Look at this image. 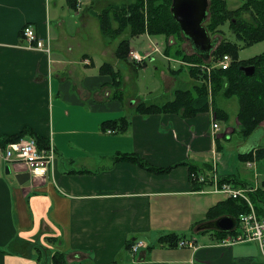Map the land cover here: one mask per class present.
Masks as SVG:
<instances>
[{"label":"crops","instance_id":"crops-1","mask_svg":"<svg viewBox=\"0 0 264 264\" xmlns=\"http://www.w3.org/2000/svg\"><path fill=\"white\" fill-rule=\"evenodd\" d=\"M133 1L0 0V139L30 129L45 144L53 143L57 155L46 178L31 176L22 186L12 179L22 173L20 167L4 162L0 152V264H52L55 251L66 255L67 264H264L259 244L219 246L214 233L198 229L212 204L228 198L213 192L210 178L258 186L256 173L246 181L210 162L219 157L220 139L239 132L238 117L237 125L225 130L218 121L214 134L212 110L188 118L137 112L139 103L163 105L175 99L177 89L188 88L173 76L182 61L162 55L166 48L160 37L132 38L129 30L115 39L102 34L98 14L109 7L125 9ZM26 25L50 38L49 56L28 48L21 31ZM125 38L132 39L131 51L149 55L142 64L117 57ZM149 59L160 65L155 68L163 79L159 90L172 94H158L159 102L148 101L139 89L126 93L140 86ZM103 64L119 73L121 86L109 71L101 74ZM193 81L190 88L197 84ZM118 88L121 96L114 92ZM216 101L228 114V101L221 96ZM122 118L130 123L127 132L103 131L104 122ZM244 146L238 156L259 147ZM128 153L152 167L183 165L155 174L118 159ZM255 161L244 165L251 170ZM190 167L208 181L195 185ZM190 230L195 234L184 233ZM167 235L178 236L177 245L159 242ZM138 240L145 246L135 254L130 245ZM181 240L195 241L196 250L179 247Z\"/></svg>","mask_w":264,"mask_h":264},{"label":"trees","instance_id":"trees-1","mask_svg":"<svg viewBox=\"0 0 264 264\" xmlns=\"http://www.w3.org/2000/svg\"><path fill=\"white\" fill-rule=\"evenodd\" d=\"M173 0H134L130 6L125 9L106 8L99 13L100 28L102 34L107 38L115 39L123 35L127 30L130 31V37L135 38L142 34H147L151 37H162L166 39L167 46L165 54L169 57L178 56L182 65L180 70L185 68L184 63L193 64L188 67L189 76L196 79L197 84L190 89H177L175 99L163 105L139 103L137 112L143 115L161 114V113H176L185 118L196 116V114L208 112L213 109L217 119L226 122L230 119L229 114L224 111L217 103L219 96L232 99L237 98L239 103L237 127L243 139L250 138L259 128L260 124L264 123V53L257 55L247 60H240L241 48L237 43L227 41L228 38L219 40L215 35H225L224 27L228 25L230 34L237 41L243 43V47L253 46L264 41V0H240L238 8L231 9L228 0H210L209 19L205 22V26L210 33V36L218 38L219 43L214 48L211 58L204 60L196 52L188 53L183 50L181 44L178 43V48L172 53V43L174 39H182L183 33L180 25L175 21L171 11ZM114 24H117L116 28ZM131 38L122 39L119 43L116 55L119 59H128L132 49ZM169 41V42H168ZM173 44V45H172ZM231 57V65L228 69H223L216 66L217 61L224 56ZM203 65L211 66L212 70L209 74L201 67ZM254 66L255 72L252 76H247L241 70L242 67ZM101 74L104 75L109 71V74L114 75L116 87L121 86L118 82L119 73H115L111 64H103ZM115 93L122 92L119 88ZM129 121L122 118L117 121H106L102 124L104 132L110 130L114 133H125L129 129ZM25 137H33L38 141L40 147L45 146V143L34 135L30 129H24L21 133L3 137L0 139L1 148H5L9 143L16 142ZM256 153V154H255ZM239 158L244 162H251L255 159L264 158V147L255 148L249 153L240 154ZM133 161L144 169L155 174H168L183 163H178L165 168L152 167L148 162L138 157L133 153L124 154L121 158ZM186 164V163H184ZM191 168V167H190ZM193 174L199 173L190 170V177L193 179ZM206 178H209L204 174ZM235 183L233 179L222 178L220 183ZM197 186L201 185L198 181L193 180ZM199 184V185H198ZM253 204L259 216H264V205L259 206V202L264 203V191H258L252 196ZM250 211L249 206L240 199L227 198L224 201L218 202L209 209L206 215V220H214L221 216H233L239 220V217ZM202 232H211L204 230ZM220 239L225 238L230 233H222L213 231ZM177 237L175 235H167L160 238V243H171L177 245ZM52 239V238H48ZM132 245H130V248ZM129 248V249H130ZM52 264H67L66 255L60 251H55L51 255ZM73 264H88V263H73Z\"/></svg>","mask_w":264,"mask_h":264},{"label":"built area","instance_id":"built-area-1","mask_svg":"<svg viewBox=\"0 0 264 264\" xmlns=\"http://www.w3.org/2000/svg\"><path fill=\"white\" fill-rule=\"evenodd\" d=\"M32 25H26L21 31L23 37L28 42V48L30 50H36L42 52L46 56H49L52 51L50 38L44 39L39 36L34 30ZM158 50V48H157ZM156 50V51H157ZM135 63L142 64L149 55H141L137 51H131L129 56ZM231 57L226 55L220 59L216 66L223 69H228L231 65ZM206 72L211 73V66H207ZM213 119V133L216 134L220 130L219 123L216 114L211 113ZM111 133V131H108ZM0 152L5 159L4 162H8L16 169L20 167V172H28L30 176L35 178H46L50 169H54L56 166V150L53 143H49L40 147L38 141L33 137H25L19 141L9 143L5 148H0ZM251 166V163L247 164ZM193 180L200 183L207 182V178L204 174H193ZM192 180V181H193ZM213 184L214 193H222L228 196V198L243 200L250 208V211L239 217L237 226L234 232L227 235L225 238L220 239L217 242L219 246H234L246 242H255L260 245L264 250V216H259L255 205L252 202L251 194L255 193L258 186H235L231 183H220L217 177L210 178ZM195 241L193 240H181L178 244L179 247H191L196 250ZM145 246L143 241H136L131 249L137 254L138 251Z\"/></svg>","mask_w":264,"mask_h":264},{"label":"rangeland","instance_id":"rangeland-1","mask_svg":"<svg viewBox=\"0 0 264 264\" xmlns=\"http://www.w3.org/2000/svg\"><path fill=\"white\" fill-rule=\"evenodd\" d=\"M228 3H229L230 8L234 9V8H238V6L240 5V0H228ZM224 30H225V35L224 36L223 35H220V36L215 35V36L218 37L219 40H222L223 38H228L227 41H232L234 43H237L239 45V47L241 48L240 53H239L240 60H247V59L253 58V57L257 56V55H260V54L264 53V41L259 42V43L255 44L253 46L243 47V43L241 41H237L235 39V37L230 34V30L228 28V25L226 27H224ZM215 36H213V38ZM158 39L165 45V48H166V46H167L166 39H164L162 37L158 38ZM145 41L149 42L148 40H145ZM175 42H176L177 45H178V43L181 44V46L183 48H186V50H188L189 53H193L194 52L192 50L193 48H192V45H191L190 41H188L185 37H183L182 39H174L173 38L172 43L175 44ZM176 44H175V46H172V50H171L172 53H174V51L178 48V46ZM152 46L154 47L153 44H152ZM138 49L140 51H143L142 48H138ZM155 50H156V48L154 47V51ZM161 53H162V55L167 56L165 53H163V51H161ZM167 57H169V56H167ZM173 57H174V59L178 58V56H175V54H174ZM182 62H180V64ZM148 63L149 64H147L146 70L143 71L145 76L142 78L140 86H137V88H136V86H135V88L133 86L129 87L130 90L128 92H126V93L127 94H131L132 93L133 95H135L137 93V90L139 89V91H141L144 95L147 96L148 101L149 100H152V101L154 100L156 102H159L161 99H157L156 100L155 97L158 94H161V93L162 94L165 93L166 98H169L172 95L171 93H169L168 91L167 92L160 91V90H162L163 79L158 77L159 75L157 74V71L155 69L156 67H160V65L151 63L150 59H149ZM180 66L181 65H179V67ZM184 66H186V67L183 68L180 71H178L180 68L177 69V70L173 69L174 71H176V74L173 75V76L180 77L181 78L180 81H183L181 83V86L189 89L193 85V83H194L193 80L194 79L191 76L188 75L189 71H187V68L188 67H192L193 64L187 63V65H184ZM176 68H177V66H176ZM177 82H179V80H177ZM181 86L179 85V87H181ZM157 90H159V91H157ZM221 97L225 98L223 96H221ZM225 99L228 101L227 106L225 108L228 111V114L230 116V120L228 122H222L223 123L222 127L224 128V130L226 129L227 126L234 127V126L237 125L236 124V118H237V112L239 111V103L237 101V98H232V99H229V100L227 98H225ZM212 111H213V109H212ZM214 114H215V112H214ZM218 121H220V120H218ZM220 140H221L220 141L221 149L218 152L219 157L216 158V162L215 161L213 162V160H211L210 161L211 164H213V165L214 164H218L219 169L223 168L224 171H226V173H231V174H234V175H237V176L241 175V177H242L241 179L246 180V181H250L252 179V177H253V173H256L255 175L257 177L256 178L254 177L253 179H254L255 182L257 181V183L255 185L260 186L259 189L256 192H258L260 189L264 190V158L258 159V160L255 159L257 161V163H256L257 165L255 164L256 167H254L251 170H249L247 168V166L244 165L246 162L242 161L239 158V156H238L239 147H241L242 145L243 146L245 145L244 148H247V149L250 148V147L254 148L255 146L256 147L257 146L264 147V131L261 130V131L255 132L250 138H248V140L243 139V137L240 135V133L238 131H236L233 134H228L226 136V138H222ZM45 145H47V144H45ZM204 169L208 173L211 172L210 169H207V168H204ZM12 179L14 181H17L16 178H12ZM255 193H253V194H255ZM253 194H251V196ZM209 196H211V195H209ZM219 196L222 197L223 199L226 198L225 195H220L219 194ZM251 199H252V197H251ZM217 201H218V199L214 203H216ZM261 204H264V203L262 202ZM212 205H214V204H212ZM193 231L194 230H190V231H187V232H184V233H186L188 236H192V235L195 234V233H193ZM210 233H213V230H211ZM251 246H254L256 248V244H251ZM257 253L259 254V256H261V255L264 254V250L259 248L257 250Z\"/></svg>","mask_w":264,"mask_h":264},{"label":"water","instance_id":"water-1","mask_svg":"<svg viewBox=\"0 0 264 264\" xmlns=\"http://www.w3.org/2000/svg\"><path fill=\"white\" fill-rule=\"evenodd\" d=\"M210 0H173L171 11L177 24L180 25L183 37L190 41L192 50L204 60L211 58L214 48L219 43L218 38H213L208 32L205 22L209 19ZM241 70L247 76L254 75L255 67H242ZM9 172V170H8ZM17 181L24 185L30 181L28 172L17 174ZM237 226V218L233 216H221L215 220L202 223L199 230H213L222 233L233 232Z\"/></svg>","mask_w":264,"mask_h":264}]
</instances>
